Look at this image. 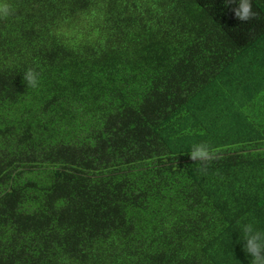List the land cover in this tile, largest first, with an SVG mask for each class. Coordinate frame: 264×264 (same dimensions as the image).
I'll return each instance as SVG.
<instances>
[{"label": "trees", "instance_id": "16d2710c", "mask_svg": "<svg viewBox=\"0 0 264 264\" xmlns=\"http://www.w3.org/2000/svg\"><path fill=\"white\" fill-rule=\"evenodd\" d=\"M3 2L0 264H251L264 0L247 22L227 0Z\"/></svg>", "mask_w": 264, "mask_h": 264}, {"label": "clouds", "instance_id": "9594fccd", "mask_svg": "<svg viewBox=\"0 0 264 264\" xmlns=\"http://www.w3.org/2000/svg\"><path fill=\"white\" fill-rule=\"evenodd\" d=\"M228 4H235L233 12L235 17L242 21L247 22L256 13L252 8L251 0H227ZM12 15V8L9 4L0 0V18ZM23 82L26 84L27 89H35L39 87L41 82V73L35 69L28 68L22 74ZM190 158L196 162L210 161L214 157V149L204 141L193 143L190 150L187 152ZM240 237L243 239V250L249 255L251 264H264V230L257 228L250 222H237Z\"/></svg>", "mask_w": 264, "mask_h": 264}]
</instances>
